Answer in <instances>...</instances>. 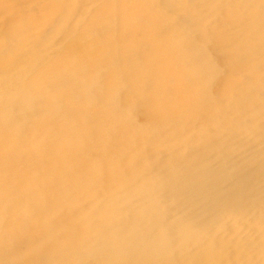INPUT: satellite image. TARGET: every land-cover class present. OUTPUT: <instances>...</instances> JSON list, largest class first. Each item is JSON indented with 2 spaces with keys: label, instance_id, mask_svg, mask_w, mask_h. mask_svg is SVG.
<instances>
[{
  "label": "bare ground",
  "instance_id": "bare-ground-1",
  "mask_svg": "<svg viewBox=\"0 0 264 264\" xmlns=\"http://www.w3.org/2000/svg\"><path fill=\"white\" fill-rule=\"evenodd\" d=\"M155 1L131 15L117 5L107 32L79 36L104 89L55 61L0 89V264H264V0H177L178 12L195 4L206 40L187 13L170 26ZM144 14L151 26L139 28ZM112 23L120 57L98 48ZM208 41L224 53L219 82ZM145 44L156 60L138 72L131 50ZM141 84L147 119L135 124L113 104ZM48 91L55 106L40 103Z\"/></svg>",
  "mask_w": 264,
  "mask_h": 264
},
{
  "label": "rangeland",
  "instance_id": "rangeland-1",
  "mask_svg": "<svg viewBox=\"0 0 264 264\" xmlns=\"http://www.w3.org/2000/svg\"><path fill=\"white\" fill-rule=\"evenodd\" d=\"M147 1L148 0H0V89L8 91L13 85L14 87L22 85L24 81L28 80L35 73V69L39 68L38 70L41 71V67L49 62L54 63V61L58 65L63 64L61 67L62 72L70 71L69 77L77 83H81L83 86L87 87H94L97 91L104 89L106 72L97 71L94 76L93 74L88 75V70H98L99 54L95 52L89 53L84 47L78 46L77 42L79 36L87 34L94 35L96 32L102 34L105 32L106 30H103V27L106 25L105 21L109 23L113 21L112 14L115 13L114 9L117 5H124L126 10L124 12L128 14L132 12V10L128 12V7H130V5H140L144 3L148 6L151 2ZM177 3V0H169V2L165 0H156L153 7L156 10V15L167 23L169 22L170 26L174 29H178V23L182 15L186 13L189 14L190 16H188V18L192 21V27L196 30L199 29L202 33L201 35L206 40V37L212 34V28H210L209 25L205 26L206 24L203 22H199V16L194 12L191 13L190 8L194 7L195 4L191 5L190 3L183 2L180 8L181 13L180 11L178 12ZM105 7H108V11H106V13L108 12L107 14L104 13L103 10ZM131 14L134 13L132 12ZM106 16L109 17L108 20H105ZM99 20H101V22H99ZM149 21L150 18L146 17L144 14L134 21V23L137 24L139 28H148L151 26V22ZM111 25L113 27L112 32H109V36L108 33L105 35V38L108 37L104 43L100 46L98 45V48L103 49L102 54L109 52L111 56L113 55L112 57H120L123 46L114 28V23ZM130 25L131 24L127 25V28L128 26L131 27ZM177 36L184 35L182 32L178 31ZM136 38V33H130L127 41L133 44L138 41ZM188 39L192 40L193 43L197 42L195 36H190ZM208 43L207 46L210 47H205L207 61L216 74L215 79L219 82V78L225 77L224 75L227 69L224 62V53L221 49H218L216 45L212 47L213 44H210L212 42L208 41ZM104 49L106 51H104ZM138 49L134 48L131 50V53L135 51L133 54L134 58L136 56L138 57H136L137 62L140 64L137 65L138 72H147L148 67L151 65L149 63L153 59L156 60L155 56L153 55L152 59L150 54L152 47L150 44H145V46L141 48L142 50L140 49L141 52H137ZM131 55L129 53L126 57L131 58ZM59 60H61V62H59ZM105 70L109 69L107 68ZM64 74L66 75L67 73ZM50 75L51 74L48 76L51 77ZM157 78L158 76H156V79ZM213 83H210L209 88L211 95L212 92L216 94L219 89L216 80L214 85H212ZM141 85H138L139 88L133 86L134 90L131 87L127 89L121 88L120 91L116 92V103L113 104L115 112L119 108L125 109L126 112H128L127 116H129L131 121L133 119L135 124H144L147 119L142 107L147 103V96L151 91L147 90L144 84ZM136 89L138 90L137 92ZM53 97L55 96L48 91L46 96L41 98L42 100L40 103L43 105L55 106V103L52 102ZM150 97H153V94L150 95ZM124 98L127 100V105H124ZM142 100L143 102H141ZM132 103L134 106H129ZM123 112L126 114L125 111ZM138 112L141 114L140 116ZM129 113L130 115H128ZM48 116L49 113H46L42 118ZM50 116H52V113ZM84 116L90 118L92 116L91 110H87ZM56 124L62 126L61 130L63 131L64 125H61L60 122ZM48 127V133H54L55 127ZM62 131L56 133L60 139L63 137ZM92 261L93 260L88 259L86 262L78 264H94V261L93 263Z\"/></svg>",
  "mask_w": 264,
  "mask_h": 264
}]
</instances>
